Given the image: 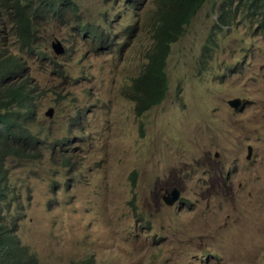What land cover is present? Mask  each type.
Listing matches in <instances>:
<instances>
[{
    "label": "rangeland",
    "instance_id": "1",
    "mask_svg": "<svg viewBox=\"0 0 264 264\" xmlns=\"http://www.w3.org/2000/svg\"><path fill=\"white\" fill-rule=\"evenodd\" d=\"M72 1L62 19L36 20L33 45L45 56L19 50L6 31L12 44L0 43L43 95L41 156L5 162L27 199L18 245L37 264H264L262 28L238 13L216 29L221 0H207L171 46L164 99L136 115L129 86L152 45L155 5ZM15 217L12 205L6 223Z\"/></svg>",
    "mask_w": 264,
    "mask_h": 264
},
{
    "label": "trees",
    "instance_id": "2",
    "mask_svg": "<svg viewBox=\"0 0 264 264\" xmlns=\"http://www.w3.org/2000/svg\"><path fill=\"white\" fill-rule=\"evenodd\" d=\"M125 1V6L131 10L139 9L143 1L155 5L149 15L152 45L129 86L135 114L139 115L164 99L171 46L179 40L185 26L207 0ZM76 9L72 0H0V43L8 39L6 31L19 50L26 48L29 55L45 56L41 47L33 45L38 27L36 20L43 21L47 16L62 19L67 11ZM238 13L255 22L264 33V0H221L213 27L219 30L230 27ZM81 29L86 33L89 26ZM95 33L102 37V31ZM7 42L12 44L9 39ZM24 68V58L21 61L20 57L6 50L5 54L0 52V264H37L14 238L17 216L25 201L20 198L17 187L9 182L5 168L7 160L20 164L36 159L45 146V137L39 134L38 104L34 101L43 95L35 96L27 87ZM63 158L66 162L65 155ZM12 205L16 207V217L8 221L11 226L7 227L6 216ZM79 264L93 263L91 259H84Z\"/></svg>",
    "mask_w": 264,
    "mask_h": 264
},
{
    "label": "water",
    "instance_id": "3",
    "mask_svg": "<svg viewBox=\"0 0 264 264\" xmlns=\"http://www.w3.org/2000/svg\"><path fill=\"white\" fill-rule=\"evenodd\" d=\"M50 45L56 55L62 54L64 52V48L60 40L54 39L53 41H51ZM238 103L239 101L237 98L228 101V104L233 108H237ZM52 113H53V109L49 108L45 112V115L50 117L52 116ZM248 152L250 153V147L248 148ZM178 197H179V190L173 189L170 192L166 191L165 194L162 196V200L165 204L172 205L178 199Z\"/></svg>",
    "mask_w": 264,
    "mask_h": 264
},
{
    "label": "clouds",
    "instance_id": "4",
    "mask_svg": "<svg viewBox=\"0 0 264 264\" xmlns=\"http://www.w3.org/2000/svg\"><path fill=\"white\" fill-rule=\"evenodd\" d=\"M49 108H52V107H49ZM49 108H47V110L49 109ZM53 109V108H52ZM46 110V111H47ZM53 114V113H52ZM46 116V115H45ZM48 117V116H47ZM51 117V116H50ZM15 185V184H14ZM16 186V185H15ZM17 191H18V193H19V188H17ZM19 195H20V193H19ZM21 198V197H20ZM22 199V198H21ZM25 202L27 201V199H23Z\"/></svg>",
    "mask_w": 264,
    "mask_h": 264
}]
</instances>
